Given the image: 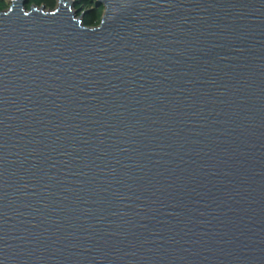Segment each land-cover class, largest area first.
<instances>
[{
  "label": "water",
  "instance_id": "1",
  "mask_svg": "<svg viewBox=\"0 0 264 264\" xmlns=\"http://www.w3.org/2000/svg\"><path fill=\"white\" fill-rule=\"evenodd\" d=\"M26 3L0 13V264H264V0H96V28Z\"/></svg>",
  "mask_w": 264,
  "mask_h": 264
},
{
  "label": "rangeland",
  "instance_id": "2",
  "mask_svg": "<svg viewBox=\"0 0 264 264\" xmlns=\"http://www.w3.org/2000/svg\"><path fill=\"white\" fill-rule=\"evenodd\" d=\"M61 0H27L24 9L28 12L31 8L51 12L57 9ZM72 11L76 12V17H82V24L87 28H96L100 24L103 8L96 5V0H70ZM11 6V0H0V13L6 12ZM83 13V14H82ZM82 14V15H81Z\"/></svg>",
  "mask_w": 264,
  "mask_h": 264
}]
</instances>
